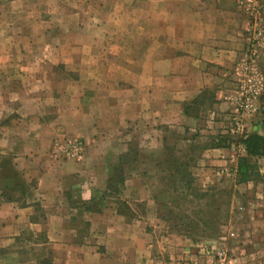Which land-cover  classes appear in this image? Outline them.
Instances as JSON below:
<instances>
[{"label": "crops", "instance_id": "0c3cea01", "mask_svg": "<svg viewBox=\"0 0 264 264\" xmlns=\"http://www.w3.org/2000/svg\"><path fill=\"white\" fill-rule=\"evenodd\" d=\"M30 2L0 3V156L25 185L22 196L0 176V195H14L0 197V264H213L204 249L214 243L157 220L143 174L167 166L173 151L195 156L201 188L219 170L234 177L240 146L211 143L236 135L235 119L244 132H263L264 20L244 113L233 70L250 31L236 0H105L70 5L64 16L55 7L75 27L58 25L59 45L48 52L34 48L46 36ZM64 140L83 143L80 161L55 157ZM257 165L261 180L235 185L251 190L236 199L248 207L229 226L234 239L217 244L235 251L236 264H264Z\"/></svg>", "mask_w": 264, "mask_h": 264}, {"label": "rangeland", "instance_id": "374dc122", "mask_svg": "<svg viewBox=\"0 0 264 264\" xmlns=\"http://www.w3.org/2000/svg\"><path fill=\"white\" fill-rule=\"evenodd\" d=\"M10 0H0V3H8ZM31 1L30 3L34 5L35 10L29 13V16L32 18H36L40 21H43L38 29V31L42 32L44 30L46 39H43L42 44L38 43L35 44L34 48L36 50H41L43 52L51 51L50 49H55L59 45V31L60 27L58 25H65V30L67 33L73 30V27L69 26V20L62 18H58V11L55 7H62L67 8V12H62L61 16H64L63 13L66 15L69 11L74 10L70 5L73 4H81L85 3L88 5L87 7H94L100 2L105 0H28ZM107 1V0H106ZM115 1V0H112ZM130 0H126L129 2ZM60 4L61 7H60ZM68 7L70 9H68ZM50 11V12H48ZM53 11V12H52ZM94 12V13H98ZM57 16V18H55ZM94 19L96 20L99 15L93 14ZM96 21H91L92 24H95ZM47 23V24H44ZM72 22H70V25ZM81 29L83 27H80ZM91 29V28H90ZM89 30V29H88ZM61 33V31H60ZM48 34V35H47ZM46 40V42H45ZM21 45H19L20 47ZM50 53V52H49ZM83 145V143H82ZM173 152V151H172ZM170 153L169 157L175 156L173 153ZM176 155L175 157H177ZM55 157L61 158L63 161H66L65 158L62 156ZM184 157V156H183ZM193 161H190L185 166V170H187L191 182V186L197 190V194L204 195L201 199L199 197H193V194H190L188 191L184 190L183 188H177L176 191H173L170 185H174L175 181L178 180L177 177L170 178L169 175L172 171L168 170V166H159L161 168L157 169L155 172H150L149 175L145 172L143 175V180L147 184V182L151 183V196L154 198V206L155 212L157 213V220L163 225L169 228H176L178 231L180 228L182 230L184 225L189 226V232L187 233V237L192 241H210L214 243V246H217L218 243H222L226 240H233L235 231L229 230L230 227H234V215L239 213L238 206L248 207L246 203L236 202V199L239 196H243L244 199L247 198L250 194V190L244 188L243 186H235L238 185L235 183V178L226 176L229 172L228 170L221 171L219 177H215V181L213 185L210 187L201 188L197 184V179L199 178L198 174V167L192 166L195 160V156H189ZM4 156H0V164L2 166H6L4 164L7 161L5 160ZM140 160L145 162L147 157L145 154L141 156H133L130 155L127 157L126 163L124 166H136L135 163L132 164V159ZM179 158V157H177ZM139 159V160H138ZM182 162H186V158L179 159ZM69 161V160H67ZM71 162V161H69ZM8 163V162H7ZM9 165V164H8ZM167 167L166 169H164ZM170 171V172H169ZM220 172V170H219ZM225 175V176H224ZM174 180V181H173ZM154 181V182H152ZM174 182V183H172ZM179 186V185H178ZM30 191V190H29ZM204 192V193H203ZM141 209V206H140ZM170 209L173 215L177 217H183L181 220H176L173 218L166 219V212ZM210 215H217L213 221L208 219ZM210 220L211 222L206 225V227H202L201 224L203 220ZM192 224H196L195 227ZM176 227H175V226ZM179 226V227H178ZM183 226V227H182ZM232 234H231V233ZM231 234V235H230ZM217 249H220L225 252V254L232 259V264H236L235 257H238L235 251L230 250L226 247L217 246ZM212 252V251H211ZM264 258V255L261 256Z\"/></svg>", "mask_w": 264, "mask_h": 264}, {"label": "trees", "instance_id": "16d2710c", "mask_svg": "<svg viewBox=\"0 0 264 264\" xmlns=\"http://www.w3.org/2000/svg\"><path fill=\"white\" fill-rule=\"evenodd\" d=\"M264 113V110L261 112V114ZM263 115V114H262ZM263 119H261V128H262V134H257L256 132H244L242 131L239 135H217L215 137V141L211 143L212 147H229L239 145L242 149V154L237 155L235 167H234V178L236 184H244L250 181H258L262 179V175L259 173V167L257 165V159H261L263 162L264 167V122ZM186 162H182L179 160V158L172 156L166 159V165L164 169H168L171 172L169 175L170 178L177 177L178 180L172 183L174 185H170L173 191H176L177 188H183L184 190L188 191L190 194H193V197H203L204 195L197 194V190L191 186L189 174L187 170H185V166L190 161L189 156H185ZM193 161V159H191ZM5 162L6 166L1 165L0 169V176L1 177H10L11 180L14 182L13 188L17 189L18 192L23 196L24 194V184L23 182H19V177L16 172L8 165L7 161ZM8 166V167H7ZM7 168L5 171L2 170L3 168ZM166 169V170H167ZM169 171V172H170ZM121 171H117L113 175L114 182L121 183L123 180V176L121 175ZM174 181V180H173ZM179 185V186H178ZM115 189V188H113ZM204 193V192H203ZM0 197L5 201H10L12 198H14V195L6 194V192H2ZM200 198V199H201ZM24 203V202H23ZM35 205V204H34ZM166 219H169L170 217L176 220H181V217H177L176 215H173L171 210L168 209L166 212ZM217 218V215H210L208 219H211V221L214 220V218ZM203 220L201 226L206 227L205 224L210 223V220ZM175 226V225H174ZM193 227L196 226V224H192ZM176 227V226H175ZM179 227V226H178ZM183 227V226H182ZM191 228V227H190ZM189 226L184 225L182 230L181 228L177 231L176 228H173L177 232H181L183 235H188V230L190 229ZM192 229V228H191Z\"/></svg>", "mask_w": 264, "mask_h": 264}, {"label": "built area", "instance_id": "2783aa9c", "mask_svg": "<svg viewBox=\"0 0 264 264\" xmlns=\"http://www.w3.org/2000/svg\"><path fill=\"white\" fill-rule=\"evenodd\" d=\"M236 5L240 11L247 16V28L248 32L250 31L246 52L243 58L235 64L233 70V74L238 82V110L245 113L251 110L253 94L249 89V84L253 80L251 63L257 57L256 51L259 48L260 31H258V27L264 20V0H236ZM253 96H255V94ZM231 132L236 135L242 132V125L239 120H233ZM53 152L54 155L62 156L66 160L78 162L83 155V145L79 140H64L55 147ZM220 173L222 172H216L217 175ZM204 252L206 255L210 256L213 264H232V259L229 258L224 251L217 249L215 246L205 248Z\"/></svg>", "mask_w": 264, "mask_h": 264}]
</instances>
